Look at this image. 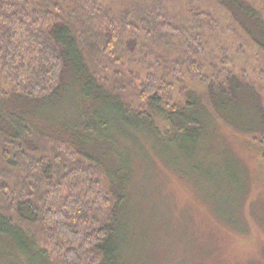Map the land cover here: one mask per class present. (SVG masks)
Instances as JSON below:
<instances>
[{
	"label": "trees",
	"instance_id": "16d2710c",
	"mask_svg": "<svg viewBox=\"0 0 264 264\" xmlns=\"http://www.w3.org/2000/svg\"><path fill=\"white\" fill-rule=\"evenodd\" d=\"M213 1L264 54L261 10L250 0ZM106 3L0 0V243L17 264H128L135 240L123 192L134 153L146 146L159 157V149L176 154L168 164L217 216L235 229L243 224L237 213L247 188L235 162L206 156L219 155L212 143L222 130L264 139L262 96L228 70L211 78L201 36L156 15L155 4L129 11L133 22ZM146 52L145 76L117 71L113 82L104 73L106 64L120 67ZM182 74L206 93L184 88L175 101L172 82ZM44 141L52 146L48 156ZM110 156L117 165L107 168Z\"/></svg>",
	"mask_w": 264,
	"mask_h": 264
},
{
	"label": "rangeland",
	"instance_id": "374dc122",
	"mask_svg": "<svg viewBox=\"0 0 264 264\" xmlns=\"http://www.w3.org/2000/svg\"><path fill=\"white\" fill-rule=\"evenodd\" d=\"M105 1L118 18L126 14L133 22L136 18L130 17L129 11L141 7V3L151 7L155 4L156 15L165 14L176 27L195 31L201 36L206 50L202 62L211 78L218 70L246 77L247 83L260 93L264 104V54L213 0ZM250 1L264 15V0ZM197 12L209 18L196 19ZM142 33L140 30L138 37L144 36ZM130 34L133 35L134 31H128V36ZM183 40L180 38L175 42L178 44ZM150 53L142 54L135 62L124 59L126 61L120 67L106 64L104 73L113 82L120 78L114 75L117 71L126 79L130 76L128 71L145 76L149 71L147 62L150 61L145 58ZM224 59L230 64L225 65ZM181 76L180 81L172 82L175 101L179 100L184 88L206 93V88L191 76ZM130 93L126 96L139 107L140 103ZM71 110L66 109V113ZM255 138L254 141L250 136L237 135L228 129L219 131L217 142L212 143L214 150H219V155L215 158L209 154L206 156L208 161L216 159L215 163L221 165L228 160L234 161L236 170L246 183L247 198L237 213L243 224L238 229L217 216L208 200L195 190L194 183L168 164L176 156L172 151L159 149V157L151 146H146L144 151L134 153L137 156L132 159L129 189L123 192L129 195L124 209L128 211L127 218L135 240L127 245L128 264H264V139L260 135ZM48 143L44 141L42 148L44 153H49H45L47 156L52 152ZM105 165L114 167L117 158L110 156ZM181 168L185 169V166ZM31 231L42 246L49 248L46 238L39 234L40 230ZM9 252L10 249L0 243V264L18 263L5 257Z\"/></svg>",
	"mask_w": 264,
	"mask_h": 264
}]
</instances>
